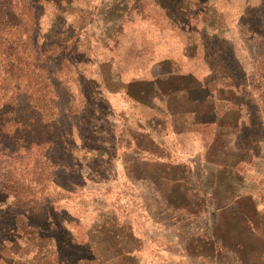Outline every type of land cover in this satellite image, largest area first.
<instances>
[{"label": "rangeland", "instance_id": "rangeland-1", "mask_svg": "<svg viewBox=\"0 0 264 264\" xmlns=\"http://www.w3.org/2000/svg\"><path fill=\"white\" fill-rule=\"evenodd\" d=\"M79 3L85 9L89 23L85 39L92 43L90 58L101 61V72L106 80L113 77L115 69H129L132 75L145 78L154 62L171 56L177 58L178 63L182 60L203 80L214 69L216 80L230 75L232 81L240 85L237 99L235 95L226 97L242 104L247 120L241 118L238 125L228 130L231 135L217 138L209 154L213 160L232 165L230 160L239 152L241 159L231 169L243 174L241 185H234L236 181L239 183V178H232L233 185L223 189L224 195L219 196L218 201H228L239 195L243 198L251 196L257 207V215L251 222L256 234L260 235L257 237L264 238V84L250 88L255 69L264 72V56L261 55L264 53V26L256 24L257 19L263 17L264 0H138V3L135 0H81ZM167 3L182 4L193 28L197 33L201 30L208 38L206 53L209 57L200 46L193 48L191 40L197 39L189 30L193 28L187 27L181 32L174 27V18L165 8ZM244 18L255 22L252 26L244 25ZM68 21L75 20L71 16ZM118 34L122 45L109 53L104 46ZM177 43L182 45L185 55H189L187 58L182 59L175 53ZM136 44L139 45L137 53ZM136 54L141 57L137 58ZM178 72L179 69L173 67L172 73ZM122 79L125 80V76ZM221 83H213L211 90ZM68 86H71L70 79ZM70 92L74 95L72 103L79 107L81 99L76 88L71 86ZM101 104L103 112L111 114L95 123L96 130L101 131L93 142L96 152H87L85 160L88 162H77L75 175H68V180L74 182L68 191H73L74 195L70 196L68 191L65 193L50 182L37 181L38 171L32 169L30 160L20 162L22 192L28 193V198L35 203L46 196L54 200L55 212H59L56 220H62L64 236L72 244L94 249L103 257L100 264H230V250L222 248L218 253L206 240L213 234L217 217L214 216L215 201L211 200L213 184H205L208 179H204L217 170L218 165H206L203 150L193 151L204 148L211 140L213 128L201 133L199 141L185 139L183 143L191 150L190 153L183 151L178 160L170 159L175 154L171 144L169 148L163 146L167 157L162 148L154 149V157L148 151L152 149L148 137L136 134L138 129L143 132L138 120L145 126L151 115L149 110L131 107L115 98ZM168 124L169 119L165 123L166 131L158 135H165L166 143L171 139L172 127ZM84 153L76 151L74 155L82 158ZM94 154L98 159L92 158ZM166 160L174 165L165 164ZM76 170L81 177L77 176ZM52 174L58 177L55 170L46 169L42 178L48 176L52 180ZM196 189L202 195L206 193L202 207L201 198L194 195ZM10 201L8 199L7 203ZM4 203L0 202V216L4 214ZM201 209H206V214L194 217ZM231 218L230 214L228 220ZM202 229L205 232H201ZM222 230L217 232L220 233L218 237L226 241ZM42 235L43 238H39V235L24 231L18 239L20 245L2 253L7 258L12 253L19 256L21 262L18 264H55L57 235L53 231ZM240 242L242 248L235 249L237 258L245 264L255 261L264 264V243L257 257L258 241L248 235L245 239L243 233ZM130 249L135 251L127 253ZM0 264L10 262L0 259ZM69 264H76V258H70Z\"/></svg>", "mask_w": 264, "mask_h": 264}, {"label": "trees", "instance_id": "trees-1", "mask_svg": "<svg viewBox=\"0 0 264 264\" xmlns=\"http://www.w3.org/2000/svg\"><path fill=\"white\" fill-rule=\"evenodd\" d=\"M80 1L0 0V202H5L4 214L0 216V259L8 260L10 264L21 262L14 253L7 258L2 252L15 250L20 245L18 239L24 231H29L30 235H39V238H43V233L53 231L57 235L55 264H69L70 258H76V264H100L103 260L90 246L72 244L64 236L62 220H56L59 213L55 212L56 202L47 196L41 197L39 203L29 199L28 193L22 192L24 189L20 187L19 172L22 167L20 162L30 160L32 169L38 171L40 179L37 178V181L50 182L65 193L70 190L74 182L68 180L69 173L75 175L77 162H88L85 160L87 152H96L93 142L98 139L101 131L96 130L95 123L111 114L109 111L103 112L101 102L104 105L106 99H114L118 95L131 107L149 110L151 115L148 119L160 124L169 119L177 135L185 132V128L181 127L189 118L192 132L199 138L201 133L213 128L212 138L203 148L205 164L218 165L217 170L204 179H208L205 184H213L211 200L215 201L214 216L217 217L211 238L207 236V244L218 253L223 249L230 250L232 264H245L237 258L235 250L242 248L243 241L240 242V238L244 233L245 239L248 235L260 243L255 254L258 257L264 238L257 237L256 228L251 222L257 215L252 197L243 198L239 195L228 201H218L219 196L224 195L223 189L233 185L234 172L231 168L241 156L236 152L230 160L232 165H229L227 161L211 159L209 154L217 138L231 135L228 130L238 125L241 118L247 120L242 112V104L226 97L235 95L237 99V88L240 85L232 81L230 75L216 80L214 69L204 80L197 73L164 72L154 75L152 69H148V76L143 78L132 75L129 69H115L113 77L106 80L101 72V61L90 58L92 43L90 39H85L89 23L86 22L87 14L80 6ZM168 6L165 8L174 18V27L181 32H185L187 27H194L186 17L181 3ZM71 16L75 21H68ZM254 22L251 18L242 20L244 25L248 23L252 26ZM256 24L264 26V13ZM189 30L199 41L195 38L191 40L197 43L193 48L200 46L206 57H209V53H206L208 38L201 30L199 33L196 28ZM118 35H113L110 43L104 46L109 53L121 47V36ZM136 45L135 53L139 48ZM175 47H178L175 53L180 54L182 45L177 43ZM261 55L264 56V53ZM68 79L81 99L79 107L72 103L74 95L70 92L71 86L67 87ZM218 81L222 83L212 91L213 83ZM250 82V88L264 84V72L256 68ZM142 131H136V134L144 137L149 134L144 129ZM76 151L86 154L81 158L74 155ZM148 151L152 156L153 153ZM92 158L98 159V156L94 154ZM46 169L55 170L58 177L52 174V180L48 176L43 179V171ZM76 173L81 177L77 170ZM67 193L74 195L73 191ZM194 195L201 198L199 203L202 207L206 193L202 195L196 189ZM8 199L11 200L9 203ZM32 203L34 206L30 207ZM206 212V209H201L193 216H201ZM230 214L232 218L228 220ZM221 229L226 241L218 237L220 233L217 232ZM133 251L135 249H130L127 253ZM84 254L88 257H82ZM253 264L260 263L255 261Z\"/></svg>", "mask_w": 264, "mask_h": 264}, {"label": "crops", "instance_id": "crops-1", "mask_svg": "<svg viewBox=\"0 0 264 264\" xmlns=\"http://www.w3.org/2000/svg\"><path fill=\"white\" fill-rule=\"evenodd\" d=\"M192 44H193V46L197 45V43H195V42H193ZM180 55H181L182 59H183V57L187 58L189 56L188 54H187V56L185 55V52L183 51V49H182V52L180 53ZM177 60H178L177 58H174V57H171V56H165L163 58V60L158 61L156 64L153 65V69H152L153 74L154 75H161L164 72H170L171 73L173 67L179 69L178 73H192V74L195 73L192 69L187 67L182 60H180L179 63L176 62ZM163 68H165V69L161 70ZM116 97H115V100H121V98H122L121 95H118ZM121 101H123V100H121ZM188 120L186 121V124L181 127V129L185 128L184 129L185 132H183L182 135H177L176 131L173 129L175 127H173L170 124V120H169L168 126L171 125L172 129H170L171 139H170V141L168 143H166V139L163 138V137H165V135L163 137L158 136V135L163 134L166 131L165 123L164 124H160L159 122H156V121H154V120H152L150 118L146 121V125L145 126H143L142 122H140L139 120H138V122H139L140 126L142 127V129L147 131L146 133L149 132V134H147L146 136L148 137V140L151 141V145H152L151 151L153 150L152 153H154V149H158V148L161 149L162 148L164 150V152H165V156L167 157V155H166L167 151L163 148V146L169 148V145L171 144V146H173V148L175 149V154L170 159L178 160L180 155H183L182 154L183 151H187V152L190 153L191 149H188L186 147L185 143H183L185 139H186V141H188V140L189 141L190 140L199 141V137L195 133L192 132L193 128L190 127L191 118H189ZM139 130L140 129H138V131ZM153 137H155V138H153ZM193 148H194V146H193ZM202 150H203V148H201V149L200 148L193 149V151H195L196 153L198 151L200 152ZM166 159H168V158H166ZM165 164H168V165H171V166L174 165L173 163H170L169 161H167ZM242 176H243L242 173H235V172L233 173V178H237V179L239 178L238 179L239 183H237V181H236V183L234 185H236V184H240L241 185L240 182L242 181V178H241ZM243 183H244V185L246 184L245 183V179H243L242 184ZM256 235L260 236L258 234H256ZM212 250H215V248H213ZM230 264H232V263H230ZM260 264H263V262L261 261Z\"/></svg>", "mask_w": 264, "mask_h": 264}]
</instances>
